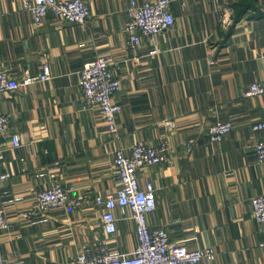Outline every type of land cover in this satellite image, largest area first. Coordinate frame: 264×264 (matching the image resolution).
Masks as SVG:
<instances>
[{
  "label": "crops",
  "instance_id": "crops-1",
  "mask_svg": "<svg viewBox=\"0 0 264 264\" xmlns=\"http://www.w3.org/2000/svg\"><path fill=\"white\" fill-rule=\"evenodd\" d=\"M22 1L0 0V65L20 81L47 62L51 78L0 91V114L9 125L1 137L3 169L11 173L0 184V208L9 219L0 230V260L75 264L84 245L100 243L118 254L133 251L129 209H115L116 230L109 234L92 202L39 211L35 194L52 177L71 187V198L111 193L117 149L130 153L137 142L166 141L169 160L138 173L140 185L151 181L156 189L149 226L164 229L172 244L211 247L214 259L198 264H264V229L250 213V198L264 195V162L251 148L264 138V130H251L264 121V94H243L264 82V0L172 1L173 25L142 37L136 59L123 28L130 3L145 0H85L91 14L85 25L51 14L36 24ZM226 7L232 20L223 26ZM97 56L108 59L119 80L112 97L120 105L116 133L97 106L80 107L79 71ZM216 120L232 128L208 142ZM12 132L21 141L15 148Z\"/></svg>",
  "mask_w": 264,
  "mask_h": 264
},
{
  "label": "built area",
  "instance_id": "built-area-1",
  "mask_svg": "<svg viewBox=\"0 0 264 264\" xmlns=\"http://www.w3.org/2000/svg\"><path fill=\"white\" fill-rule=\"evenodd\" d=\"M175 0H145L141 3L132 1L127 9V22L123 31L126 33V46L132 58H137L141 38H149L166 31L174 23L170 4ZM21 7L27 11L34 23H42L51 14L69 24L85 25L90 17V9L85 0H23ZM231 8L223 9V26L232 20L229 16ZM264 59V48L260 51ZM51 78L50 66L42 63L41 72L33 77H25L18 81L7 69L0 65V91H16L35 81H46ZM80 107L88 110L98 107L108 129L117 132V114L120 105L112 101L113 95L119 89V80L110 68L109 61L104 56H97L85 63L79 71ZM244 96L264 94V82H253L244 91ZM8 118L0 114V184L11 177L10 171L3 169L4 147L1 137L8 130ZM232 128L228 120L214 121L206 131L208 142L221 141ZM252 131L264 130V121L251 124ZM12 147L21 143L18 133L10 134ZM195 139L186 142V150L191 151ZM257 161L264 162V138L258 139L251 147ZM172 146L164 141L157 145L137 142L130 153L117 149L113 163L117 185L111 193L87 198H71V187L62 186L55 177L48 188L35 194V206L39 211L50 208H78L86 201L100 207V221L106 233L116 230L115 209H129L131 219L135 223L137 245L128 254H118L110 251L103 243L84 245L77 254L75 264H198L201 260H213L214 250L211 247L189 248L184 244H172L167 232L162 228H152L148 224L147 214L156 204V189L151 181L140 185L138 173L146 165H159L169 160ZM250 213L252 218L264 229V195L250 198ZM28 212L26 215H30ZM9 226V219L0 208V230ZM264 246V240L260 243ZM0 264H25L22 259L0 260Z\"/></svg>",
  "mask_w": 264,
  "mask_h": 264
}]
</instances>
